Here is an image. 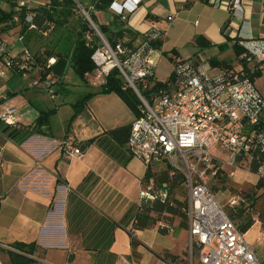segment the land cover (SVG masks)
Masks as SVG:
<instances>
[{
  "label": "crops",
  "instance_id": "obj_1",
  "mask_svg": "<svg viewBox=\"0 0 264 264\" xmlns=\"http://www.w3.org/2000/svg\"><path fill=\"white\" fill-rule=\"evenodd\" d=\"M19 1H27L30 10L50 9L49 0L37 6H32L34 0H0V9L9 12L11 5L15 7ZM215 1L140 0L137 10L124 22L118 19L116 25L125 31L122 41L131 42L132 47L141 43L149 29L160 31L161 58L164 53V58L174 62L199 55L209 62L211 58L226 60L228 51V57L234 60L231 65H235L231 46L235 37L264 39V0H242L241 11L231 10L228 0H219V6L214 5ZM95 2L77 0L88 10ZM90 13L98 25H107L114 18L107 11L92 9ZM10 25L11 22L0 25V43L5 53L8 49L2 36L15 32L23 46L27 45L32 59L27 75L21 76L6 69L4 57H0L4 68L0 70L4 72L0 75V113L14 108L16 120L15 125L0 122V260L7 258L8 264L9 254L18 253L11 247L13 244H35L37 251L31 257L35 264H181L187 231L179 222L167 234L159 232V220L147 229L133 227L147 170L126 152L125 145L117 144L108 135L130 126L136 119L133 111L114 93L94 94L98 88H92L87 81H82L84 88H77L67 84L65 76L59 79L53 68L59 57L66 56L55 53L48 44L29 42L33 30L15 23L9 29ZM50 25L46 20L42 31L52 30ZM197 37L212 46L200 51L194 44ZM224 45L226 50L222 52L219 46ZM206 53H211V58L205 59ZM50 58L57 62L41 71ZM5 70L10 72L7 77ZM48 74L57 79L52 87L54 100L41 86L30 87V83ZM88 94L92 95L71 121L72 106L81 95ZM52 109L55 115L49 119V130H41L49 133V138L37 135L33 132L36 118L41 111ZM53 120L58 121L57 125ZM13 131L16 133L9 137ZM67 137L79 144L80 158H69L64 153L61 142ZM95 138L98 143L83 148L85 142ZM177 228L180 234L176 240L164 238ZM131 238L135 240L134 247Z\"/></svg>",
  "mask_w": 264,
  "mask_h": 264
},
{
  "label": "built area",
  "instance_id": "obj_2",
  "mask_svg": "<svg viewBox=\"0 0 264 264\" xmlns=\"http://www.w3.org/2000/svg\"><path fill=\"white\" fill-rule=\"evenodd\" d=\"M76 10L87 17L98 40L86 34V46L94 48L91 61L95 68L85 75L92 88H99L107 76L117 70L123 88H130L139 100V117L130 125L125 143L126 152L140 160L151 176L141 185L138 207L146 204L170 206V186L158 183L153 170H168L167 177L181 176L187 193L185 217L187 231V255L189 264H264L252 245L229 217L218 197L204 181L209 171L215 174L219 162L211 156V150L219 145L228 153L226 166L246 171L264 182V98L255 84V74L264 71V39L237 36L231 46L242 50L235 57V65L214 68L199 55L174 61L172 76L164 87H153L157 82L156 68L161 57L159 43L161 32L149 29L141 43L129 47L117 40L106 41L90 18V11L73 0ZM233 11H241L242 0H228ZM28 2L19 1L13 8L12 23L20 24L22 9L30 10ZM140 0H112L107 12L121 22L135 12ZM219 0L214 2L219 6ZM33 14L24 19L26 30L35 29L31 24ZM171 20V17L168 18ZM21 25V24H20ZM22 40V38H19ZM5 55V56H4ZM0 57H4L6 69L25 76L31 53L23 49L10 56L0 43ZM57 60L50 58L41 71L49 70ZM4 72H0L2 76ZM88 77V78H87ZM254 78V79H253ZM57 79L45 75L44 79L30 83L55 99L53 86ZM153 89V90H152ZM152 90V91H151ZM148 93L146 96L143 93ZM15 109L0 113V122L15 125ZM69 158H80L79 144L71 137L61 142ZM162 167L157 168L156 165ZM232 172L231 175H233ZM235 202H230L233 206ZM158 229L172 232L167 224L158 223ZM0 264H4L0 260Z\"/></svg>",
  "mask_w": 264,
  "mask_h": 264
},
{
  "label": "trees",
  "instance_id": "obj_3",
  "mask_svg": "<svg viewBox=\"0 0 264 264\" xmlns=\"http://www.w3.org/2000/svg\"><path fill=\"white\" fill-rule=\"evenodd\" d=\"M17 1V0H13ZM112 0H97L95 2L93 9L99 12H106L108 9L109 4ZM49 10L46 14V20L49 23H57V20H60L59 23L67 21L69 17L73 16L74 12H76V4L73 0H49ZM13 8L14 5H11V10L9 12L2 11L0 9V25L3 23L11 22V25L9 29L14 26V23H12V17H13ZM41 10H45V8H42ZM88 11V9H86ZM38 10H26L22 9V11L19 14V23L21 24L22 28L25 29L24 25V19L28 12H34ZM57 15V16H56ZM90 18L92 22L97 26L99 32L103 35V37L106 39L107 42H109L111 45L114 44L117 40H123L125 38V31L121 28H119L116 24L118 22V18L114 17L110 23L107 25H98L96 23V20L94 16L89 13ZM59 18V19H58ZM81 23L78 26V29L75 33V40H74V46L73 50L70 53V55H67L65 58L62 59L59 57L57 64L53 68L54 74L61 79L65 76L66 71L69 67L73 69L75 74L83 81L85 82V75L88 73H91L95 66L93 62L91 61V55L94 51V48H89L86 46V39L85 36L87 33L93 34V40H98L97 37L94 34L93 29L90 27L88 22L81 18ZM44 29V26L42 27ZM195 46L200 50H206L210 48L212 45L208 43L207 41H204L202 37H197L194 40ZM126 45L129 47L131 46V42H126ZM155 46L158 48L160 45L159 43H156ZM219 48L224 52L226 50V46H219ZM234 54L236 56L240 55L242 53V50L233 47ZM164 57H167V54L163 53ZM69 59V61H66ZM170 63L174 64L173 60L171 58H168ZM209 63L214 68H229L231 66V62L227 60H218L217 58H211L209 60ZM61 64L60 68H58V65ZM172 74H170L168 80L171 78ZM261 77V74H255L254 78L258 79ZM253 78V79H254ZM165 83L157 82L153 89L155 87H164ZM152 89V90H153ZM151 90V91H152ZM150 91H147L145 94L148 96V93ZM114 93L118 95L126 104L127 106L133 111L135 114V117H139V111L138 106L140 104L139 100L133 93V91L130 88H123V83L121 79L118 77L117 70H113L110 72V74L107 76L105 83L98 88L97 93L94 94H111ZM92 94L88 95H81L80 98L77 100V102L72 106L73 107V116L71 121L74 119V117L81 111V109L85 106L86 102L90 98ZM3 103V101H0V105ZM55 114V110H48V111H41L39 113V116L35 120V127L33 129V132H35L37 135L44 136L46 138H49V133L41 131L43 128H47L49 130V119L50 117ZM37 129V130H35ZM130 126L123 127L119 129L112 130L108 132V135L115 141L117 144L124 146L128 135H129ZM4 132L7 131V129L3 130ZM16 131L11 132L8 134L9 137H12ZM99 139H91L84 143L83 148L88 147L91 144L98 143ZM151 176V173L149 169L146 171L145 179H148ZM175 178H179L182 180L181 176H176ZM168 181L167 174H162L158 179V183H164ZM170 186V184H169ZM255 188L258 190H263L262 194L256 199L255 203L252 204V208L255 209V213L257 214V217L261 224L264 225V182L258 181L255 185ZM259 203L258 207H255ZM180 206H182L181 203H178ZM162 214H177L181 218L180 227L186 228V222L183 220V218H186L183 213L180 212V210L175 211L174 208L169 206H163L157 203L154 204H146L142 207H136L135 213H134V224L133 227L135 230H143L150 228L156 224V222L159 220V217ZM254 222L252 221H245L244 223H241L238 225L239 230L242 233L248 232V230L253 226ZM131 245L134 247L136 245L135 240L131 238ZM14 250H16L18 253H10L9 254V260L8 264H35V261L31 258L34 256V254L37 251V246L35 244L30 245H24V244H13L11 246ZM170 257V256H169ZM171 258V257H170ZM175 258L172 257V261H174Z\"/></svg>",
  "mask_w": 264,
  "mask_h": 264
},
{
  "label": "rangeland",
  "instance_id": "obj_4",
  "mask_svg": "<svg viewBox=\"0 0 264 264\" xmlns=\"http://www.w3.org/2000/svg\"><path fill=\"white\" fill-rule=\"evenodd\" d=\"M43 0H34L32 1V6H37ZM40 5V4H39ZM106 16V15H105ZM81 18H83V14L80 11L74 12L73 16L69 17L67 21L59 23L60 20H57V23H51L52 30L43 32L42 29H31L33 30V34L30 37V41L32 43H40V44H48L49 48L53 50L57 54H61L63 56L69 55L73 50L74 40H75V32L78 29L79 24L81 23ZM59 19V18H58ZM67 24V26H66ZM95 25V24H94ZM96 26V25H95ZM41 30V31H40ZM90 38H93V34L89 33ZM1 41L6 48L8 49V54L10 56L17 55L18 51H22L23 49H27V43L19 39V36L15 34V32L4 33ZM29 51V50H28ZM211 53H206L204 55L205 59H209ZM225 59L227 61L233 62L234 60L231 57H228V51L226 53ZM4 70L0 65V70ZM172 69L171 63L166 58H159L157 68H156V78L160 82H164L168 75L170 74ZM6 77L9 76L10 72L5 70ZM88 78V77H87ZM65 81L67 84L72 85V87L83 86L82 80L75 74L73 69L69 67L67 69L65 75ZM258 91L261 96L264 98V73L256 79L255 82ZM53 114L50 119L54 117ZM55 120H53L54 122ZM56 125L58 121L54 122ZM211 156L218 160L219 162L216 164L217 168L215 174L212 175L211 172H207L204 176V181L207 186L211 189L212 192L216 194L221 205L225 208V211L229 215V217L233 220V222L238 226L245 221L254 222L253 227L246 234V241L252 245L255 253L259 259L264 258V225L259 221L257 214L255 213V209L252 208V204L255 203L256 199L262 194L263 190H258L255 188L258 180L256 177L250 175L246 171L230 169L226 166V162L228 159V153L222 149L219 145H216L211 150ZM157 168L162 167L161 164L156 165ZM154 178L158 179L162 174L168 173V170L161 169L159 171L153 170ZM232 172H234L233 175ZM152 173V172H151ZM178 176V175H176ZM168 177L167 183L170 184V203L171 207L175 209V211L180 210L181 213L185 216V206H186V197L187 193L183 185V181L179 178ZM230 202H235L233 206H230ZM178 203H181L180 206ZM259 203L255 206L258 207ZM170 207V206H169ZM186 222V218H183ZM159 222H163L167 224L172 231H174L172 225L175 222H181V218L177 214H163L159 218ZM161 234L170 233L166 230H160ZM180 234V229L177 228L173 235L164 237L165 239H173L176 240L178 235ZM1 261L6 264L7 258H1ZM193 262L196 264V256L193 257ZM181 264H189V257L187 255V248L182 254ZM194 264V263H193Z\"/></svg>",
  "mask_w": 264,
  "mask_h": 264
},
{
  "label": "water",
  "instance_id": "obj_5",
  "mask_svg": "<svg viewBox=\"0 0 264 264\" xmlns=\"http://www.w3.org/2000/svg\"><path fill=\"white\" fill-rule=\"evenodd\" d=\"M46 11L45 10H40L37 13H35L32 17L31 24L36 28V29H41L45 22H46ZM86 20L87 17H84Z\"/></svg>",
  "mask_w": 264,
  "mask_h": 264
}]
</instances>
